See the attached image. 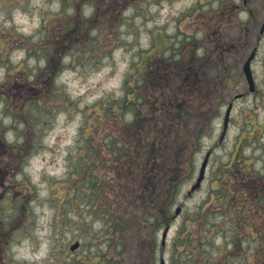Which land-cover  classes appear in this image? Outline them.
<instances>
[{
  "label": "rangeland",
  "instance_id": "rangeland-1",
  "mask_svg": "<svg viewBox=\"0 0 264 264\" xmlns=\"http://www.w3.org/2000/svg\"><path fill=\"white\" fill-rule=\"evenodd\" d=\"M109 1L110 6L107 5ZM90 2L0 0V146L11 145L5 148L6 155L0 163V200L4 198L6 202L0 208V215L5 217L7 210L16 205L27 208L30 213V218L13 227L16 242L6 251L0 246V264L8 261L9 264H105L104 256L118 258L124 254L114 246L118 243L112 241L114 235L104 233L99 210L104 212L105 206L98 208L96 216L91 218L88 205H85V194H78L81 198L77 206L69 199L65 201L64 196L67 186L81 184L92 164V171L106 177V181L100 182L101 186L115 174L113 167L117 166L108 161L98 169L100 163L94 159L97 150L91 151L88 166H74L73 158L79 155L81 146L79 129L87 112L91 121L100 117L96 127L90 125L89 129L94 133L90 144L104 149L105 143L118 140L114 131L109 132L115 116L104 117L102 112L94 109L103 95L121 97L127 76L133 77L138 99L140 95L157 98L152 96L154 92L150 95V87L142 82L149 56L152 59L150 65L160 68L172 59H179V66L193 65L197 61L203 76L209 84L213 82L216 90L213 93L209 87L208 99L215 107L204 120L200 147L195 148L191 157L193 171L179 183L175 197L171 199L169 216L178 206L181 213L172 219L163 246L164 225L153 230L147 243L150 247L153 241L155 244L153 264H160L161 257L165 264H171L170 245L178 226L188 214L198 210L201 203L209 205L207 210L214 212L215 217L210 219L215 218L216 229H219L215 242L224 246L222 254L227 259L226 264H252L256 257L264 261V255L260 253L264 250V216L242 217L240 195H233L229 190L236 179L232 173L247 174L250 171L253 176L243 184L255 190L251 193L253 196L258 199L262 195L264 200V188H261L264 185V31L260 32L264 0ZM92 4H97L96 12ZM75 26L81 40L78 48H73L74 54L70 57L63 52L65 47L75 43L67 45V40L60 56L51 55V47L58 45L57 39L61 38L63 43L62 35H74ZM212 39L214 44H223L214 46L209 53ZM230 43L237 47L227 50L225 45ZM46 49H50L48 53ZM253 49L255 57L251 68L256 88L249 92L242 66ZM216 53H219L217 58ZM50 55L53 58L51 72L41 71ZM92 56L94 62H90ZM60 67L62 70L57 74ZM25 91H28L27 95L32 93L28 97H41L45 107L59 106L41 130L30 114L34 107L24 105ZM238 93L243 96L234 99ZM154 95L160 97L157 93ZM229 102H232V110L228 130L219 142ZM205 112V109H199L191 114L200 119ZM130 118V114L124 117L126 121ZM209 149L212 154L202 186L187 196ZM224 187L228 189L223 198L227 205L222 198L214 199L212 195L216 189L219 192ZM104 188L110 191L109 187ZM8 196L15 201L8 204ZM243 196L247 197V193H242V200ZM252 199L253 202L248 203L253 205L249 212L255 208L256 199ZM232 204L237 208L231 209ZM187 223L193 224L192 228L201 226L197 225L200 221ZM96 232L100 233L96 235L97 240L90 241L87 234ZM75 241H79V248L71 251L70 245ZM1 242L4 241L0 239V245ZM220 256L213 259L219 260Z\"/></svg>",
  "mask_w": 264,
  "mask_h": 264
},
{
  "label": "trees",
  "instance_id": "trees-1",
  "mask_svg": "<svg viewBox=\"0 0 264 264\" xmlns=\"http://www.w3.org/2000/svg\"><path fill=\"white\" fill-rule=\"evenodd\" d=\"M109 4L110 1L107 5ZM118 4L120 3L118 2ZM96 6L97 4L95 6L92 4L93 9ZM96 11L97 8H95ZM99 11H102L100 6ZM58 17L59 15L56 16V18ZM74 28L76 30L74 35H62L65 38L63 43L60 40L61 38L57 39L59 40L58 45L51 47V55L60 56V52L64 48L63 45L67 40H69L66 43L67 45L75 43L69 47H65L63 52L70 57L74 54L73 48L77 47V44L81 40L76 35L78 28L76 26ZM209 44H211L209 51L211 53V49L214 46L222 45L223 42L214 44L212 39V42L209 41ZM225 47H227V50H234L237 44L230 43L225 45ZM49 50L46 49V52L48 53ZM220 52L223 53V50ZM51 55L41 71L51 72V63L53 62ZM217 57H219V53H216ZM94 60L95 58L92 56L90 62H94ZM151 60L149 56L148 62H145L146 66L142 82L144 81V85L147 84L150 87V95L154 92L160 97L153 93L152 96L157 98L140 95L138 99L135 96L136 86L133 85V77L127 76L123 81V93L121 97L114 98L113 95L106 94L97 101L98 105L97 109H94L95 112H102V116L104 117L115 116L112 118L115 122L109 128V132H115L116 137H118L116 142L105 143L106 148L104 149L103 147L97 149L93 144H90L93 141L94 133H91L89 128L90 125L92 127L98 125L99 116L91 121V119H88L89 113L85 112L84 120L79 129L81 141L78 139V142H81V146L78 151L79 155L73 158L75 167L88 166L87 160L91 156V151L94 150H97L94 151V159L100 163L98 169L106 161L112 163V166H117L113 167L116 168L115 174L101 186L100 182L102 180L106 181V177H101L98 171H92L91 168L94 166L92 164L85 179L82 178L81 184L67 186V195L64 196L65 201L69 199L70 202H73L77 206V202L81 198L80 195L85 194L87 196L85 205H88L87 212L91 218L92 216H96L98 208L105 206L104 212H101V208L99 210L104 224V233L110 236L114 235L115 240L112 238V241H118L114 246L116 249L119 248V252L122 251L124 253L118 258L104 256L105 264H153V249L155 244L153 241L152 247H150L147 243L153 230H158L161 226H166L171 222L172 216H169L171 199H174L179 183L187 178V175H190L191 170L193 171L194 162L191 157L195 152V148L200 147L204 120L212 114L215 107L213 102L208 99V96H210L209 87L210 90L213 89V93H216L215 86H213V82L209 84L208 79L203 76L198 68L199 63L197 64V61L193 65L190 64L188 66V64H184L179 66L181 64L178 62L179 59H172V61L170 60L165 65L161 64L162 68H160L158 65L155 67L150 65L152 63ZM61 70L62 67L57 71V74ZM22 71L26 72L27 70L26 68H22ZM25 94L27 98L24 105L28 104V108L30 106L34 107L30 110V114L35 117L37 127L40 129L42 126H46L50 116L56 113L59 106L50 105L45 107L42 104L41 97L37 98L34 95L33 97H28L32 95L31 92L27 95L28 91H25ZM211 96L214 98L212 94ZM65 109L69 111L68 106H65ZM199 109H205V115L203 114L200 119H195V116L191 112ZM37 110L39 111L38 113ZM127 114L131 116L128 121L124 119ZM32 123L34 124V122ZM101 142L99 146H101ZM10 146L5 144L0 146L1 164L2 158L6 155L4 150ZM107 171L110 174L109 170ZM232 176L236 179L229 190L233 195H240L239 200L243 209L242 217L249 218L251 215L264 216V200L261 198L262 195L257 199V197L251 194L255 190H250L248 186L245 187L243 184L253 176L251 172L248 171L247 174L234 172ZM84 181L85 185H83ZM105 186L109 187L110 191L104 188ZM261 188H264V185ZM217 190L212 194L214 199H223L228 189L224 187L219 192ZM33 192H30V194ZM242 193H247V197L243 196V200ZM252 198L256 199L254 200L255 208L252 209V212H249L253 205L248 203L253 202ZM6 200L8 204L15 201L13 197L9 196ZM4 201V198L0 200V208L6 203ZM219 201L221 200L219 199ZM224 204L227 205V201L224 200ZM209 207V205L205 206L201 203L198 210L188 214L183 222L179 224L177 233L170 245L171 264L227 263V259L222 254L224 246L222 244L217 245L215 242V234L218 233L219 229H216L218 225L215 218L210 219L211 216L215 217V215L214 212L207 210ZM233 208H237V205L232 204L231 209ZM5 214V217L0 215V239L4 241L1 242L0 246L3 251L8 250L10 245L17 240L14 237L16 230L13 229L16 225L15 223H22L25 219L30 218L28 209H22L18 205L9 208ZM238 216V220H240L241 216ZM188 221L190 223L200 221L197 225L201 226L192 228L193 224H188ZM233 223L241 227V225ZM98 234L100 233H89L87 234V238L90 241H95L98 238L96 236ZM262 246H264V241ZM260 253L264 255V250L263 252L260 251ZM215 256H220L219 260H214ZM246 262L247 259L244 263ZM6 264H9V261ZM252 264H264V261H260L256 257Z\"/></svg>",
  "mask_w": 264,
  "mask_h": 264
},
{
  "label": "water",
  "instance_id": "water-1",
  "mask_svg": "<svg viewBox=\"0 0 264 264\" xmlns=\"http://www.w3.org/2000/svg\"><path fill=\"white\" fill-rule=\"evenodd\" d=\"M263 27H264V22H263L262 28ZM253 55H254V53L252 52L251 55L249 56V58L246 60V62L243 65V70H244V73L247 77V81L249 83V89L250 90H254V82H253L252 73H251V69H250V60L253 58ZM230 109H231V104L228 105V108L226 110V114H225V118H224V127H223L222 134L220 136V140L223 138V136L225 134ZM208 156H209V153L206 154V156H205V158L201 164L199 175H198L195 183L192 185L190 191H193L200 186L201 180L203 179V176H204V170H205V166L207 164ZM176 212H179V208H177ZM167 231H168V227H166L162 233V240H163L162 242H164V240H165ZM77 245L78 244L75 243L70 248L74 249L77 247ZM161 264H163V260H161Z\"/></svg>",
  "mask_w": 264,
  "mask_h": 264
}]
</instances>
